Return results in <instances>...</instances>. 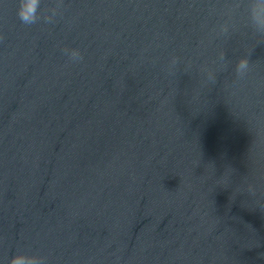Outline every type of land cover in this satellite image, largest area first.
<instances>
[{
	"label": "water",
	"instance_id": "water-1",
	"mask_svg": "<svg viewBox=\"0 0 264 264\" xmlns=\"http://www.w3.org/2000/svg\"><path fill=\"white\" fill-rule=\"evenodd\" d=\"M18 3L0 0V264H264L250 0H41L31 25Z\"/></svg>",
	"mask_w": 264,
	"mask_h": 264
},
{
	"label": "clouds",
	"instance_id": "clouds-1",
	"mask_svg": "<svg viewBox=\"0 0 264 264\" xmlns=\"http://www.w3.org/2000/svg\"><path fill=\"white\" fill-rule=\"evenodd\" d=\"M41 0H19L17 16L25 25L34 24L38 20V8ZM249 19L252 26L259 31L264 28V0H250ZM65 51H68L65 49ZM73 59H82L79 50H71ZM249 68V61L246 57L239 59L236 65V72L243 76ZM9 264H37V258L33 255L24 253L15 254L9 261Z\"/></svg>",
	"mask_w": 264,
	"mask_h": 264
}]
</instances>
